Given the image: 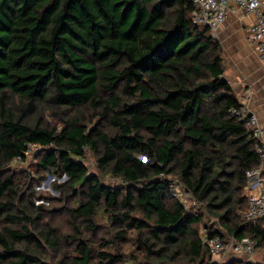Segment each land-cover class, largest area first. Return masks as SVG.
<instances>
[{
    "label": "trees",
    "instance_id": "trees-1",
    "mask_svg": "<svg viewBox=\"0 0 264 264\" xmlns=\"http://www.w3.org/2000/svg\"><path fill=\"white\" fill-rule=\"evenodd\" d=\"M194 9L189 0H0V264H118L127 256L103 248L132 231L133 264H215L202 216L170 195L172 176L231 236L264 247V220L241 219L247 172L262 164L258 139L225 78L222 44L193 23ZM30 144L42 148V170L67 179L58 191L79 199L69 214L96 227L103 208L112 240L96 248L78 227L61 236L46 221L52 209L9 172ZM86 150L125 187L90 173Z\"/></svg>",
    "mask_w": 264,
    "mask_h": 264
},
{
    "label": "rangeland",
    "instance_id": "rangeland-1",
    "mask_svg": "<svg viewBox=\"0 0 264 264\" xmlns=\"http://www.w3.org/2000/svg\"><path fill=\"white\" fill-rule=\"evenodd\" d=\"M40 115V114H39ZM42 117L50 123L52 126H58L61 128L60 119L58 116L53 115L50 111H45ZM85 118L88 125L92 126L91 112L86 113ZM42 148H31V151L25 158L21 160L13 161L10 164L9 172L15 175L20 187L30 194L34 193L35 204H44L48 208L52 209L53 213L48 216L46 221L53 227L57 228L61 236L67 234L74 235L75 227L83 233V236L88 239L92 246L98 248L100 243L104 240H112L116 235V228L112 225L108 214L104 212V209H100L97 215L94 217L95 226H91L90 222L83 218H74L69 214V208L76 207L79 199L70 198L66 199L56 188V184L65 182L67 179L65 176L58 174L57 172H47L42 170L38 166L39 155ZM84 163L86 164L88 171L92 174H96L100 177L101 182L110 188H123L125 187L124 181L112 174H106L104 171H100L97 167V161L95 156L90 150H86ZM171 178V177H170ZM173 179H177L176 176H172ZM195 199V203H187L188 210L192 214L201 215L202 221L199 224L201 231L203 229H224V238L230 239V233L224 228L218 216L215 213L210 212L207 204ZM106 251L113 253H122L127 258L118 264H133L130 259L131 254L137 249L135 241V232L132 231L126 240H116V242L109 246H104Z\"/></svg>",
    "mask_w": 264,
    "mask_h": 264
},
{
    "label": "built area",
    "instance_id": "built-area-1",
    "mask_svg": "<svg viewBox=\"0 0 264 264\" xmlns=\"http://www.w3.org/2000/svg\"><path fill=\"white\" fill-rule=\"evenodd\" d=\"M189 1L195 8L192 13L193 23L209 27L214 36L227 18L229 4H236L245 14L255 15L256 19L251 27V39L257 45L259 59L264 62V4L261 0ZM233 112H237V110L233 109ZM241 113L242 118L246 117L243 110ZM248 124L255 138L258 139L256 148L262 161L260 166L247 172V209L241 214V219L244 224L252 225L264 220V144L260 139L264 130L259 124L256 114L249 115ZM31 148H41V146L39 144H30L24 152L25 156L30 153ZM21 159L22 157H17L14 161ZM159 177L160 179L166 178L164 174ZM167 186L170 195L181 202L186 209H189L187 203H195L193 194L186 189L181 181L168 177ZM201 238L203 243L209 248L211 256L216 259L226 255L232 261L227 264H254L250 258L258 249V242L254 238L245 236L240 239L232 238L227 240L222 234L216 233L212 235L211 229L206 228L201 231ZM242 255H245L244 259L239 260Z\"/></svg>",
    "mask_w": 264,
    "mask_h": 264
},
{
    "label": "crops",
    "instance_id": "crops-1",
    "mask_svg": "<svg viewBox=\"0 0 264 264\" xmlns=\"http://www.w3.org/2000/svg\"><path fill=\"white\" fill-rule=\"evenodd\" d=\"M264 4V0H261ZM255 15L242 12L236 4L228 6L227 18L215 37L223 48L224 75L231 84L246 115L256 114L264 130V62L258 57L257 45L251 39ZM264 144V133L260 138ZM224 235V229L215 228ZM234 238L233 236L230 239ZM242 255L239 260L244 259ZM213 258L214 263L232 262L228 256ZM254 264H264V247L250 257ZM237 261V260H236Z\"/></svg>",
    "mask_w": 264,
    "mask_h": 264
},
{
    "label": "water",
    "instance_id": "water-1",
    "mask_svg": "<svg viewBox=\"0 0 264 264\" xmlns=\"http://www.w3.org/2000/svg\"><path fill=\"white\" fill-rule=\"evenodd\" d=\"M215 264H217V263H215Z\"/></svg>",
    "mask_w": 264,
    "mask_h": 264
}]
</instances>
